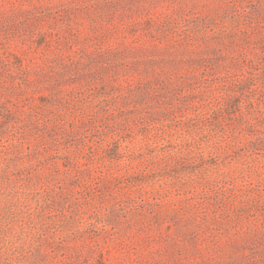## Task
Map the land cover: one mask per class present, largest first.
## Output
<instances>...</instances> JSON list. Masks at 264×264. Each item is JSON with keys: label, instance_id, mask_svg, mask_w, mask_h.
I'll return each instance as SVG.
<instances>
[{"label": "rangeland", "instance_id": "rangeland-1", "mask_svg": "<svg viewBox=\"0 0 264 264\" xmlns=\"http://www.w3.org/2000/svg\"><path fill=\"white\" fill-rule=\"evenodd\" d=\"M0 264H264V0H0Z\"/></svg>", "mask_w": 264, "mask_h": 264}]
</instances>
